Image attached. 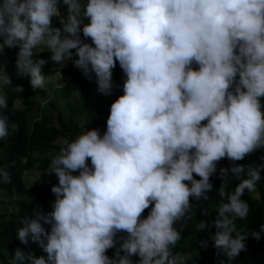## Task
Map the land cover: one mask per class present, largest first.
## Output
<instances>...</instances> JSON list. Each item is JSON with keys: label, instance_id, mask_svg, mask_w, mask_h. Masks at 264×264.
Returning a JSON list of instances; mask_svg holds the SVG:
<instances>
[{"label": "clouds", "instance_id": "9594fccd", "mask_svg": "<svg viewBox=\"0 0 264 264\" xmlns=\"http://www.w3.org/2000/svg\"><path fill=\"white\" fill-rule=\"evenodd\" d=\"M6 49H18L15 78L33 90L50 83L37 49L61 67L72 61L105 96L117 64L124 74L106 130L86 128L52 156L51 211L36 204L19 218L15 237L28 250L16 248L8 264H186L176 246L223 159L231 167L219 169L218 211L198 227L215 228L210 240L227 258L219 264H232L249 236L261 239L264 224L237 231L235 220L247 219L242 197L264 171L249 166L241 178L236 163L264 149V0H0V55ZM7 89L24 91L4 62L0 140L19 130L4 115ZM11 181L0 167V183Z\"/></svg>", "mask_w": 264, "mask_h": 264}, {"label": "trees", "instance_id": "16d2710c", "mask_svg": "<svg viewBox=\"0 0 264 264\" xmlns=\"http://www.w3.org/2000/svg\"><path fill=\"white\" fill-rule=\"evenodd\" d=\"M63 11V8L61 9ZM55 23V21H54ZM56 26H59L56 23ZM18 49L5 50L6 71L13 77V86H22V93L16 92L14 89H7L8 92V109L4 112L9 118V123L19 125V130L4 140H0V167H4L10 173L11 183H0V198L8 197L7 201L0 200V264H8L11 254L16 248H28L21 245L16 239V230L21 226L19 218L30 216L36 204H39L45 212L51 211V202L55 197L51 193V186H45L35 183L29 187L23 184L25 173L31 171L46 170L52 156L59 153L62 145L54 144L61 137L64 139H74L79 133L80 128L78 122L70 115L65 119L55 106L50 104V113H56V124L53 123L49 113H42L37 118H31L29 113L32 110V102L35 101L36 94L43 95V91L33 90L30 86L28 78H15V59ZM49 52H42L33 59H50ZM47 69V65L42 69ZM74 66L72 61L65 62L63 66V75L65 77V87L62 96L66 100L69 96L80 87L78 79L73 75ZM113 79H119V85L114 89L111 96L103 98L100 111H93L86 117V126L91 129L99 125L102 133L106 130V120L109 115L110 105L114 100L122 95V85L124 74L117 64L113 70ZM264 102V101H262ZM22 106L23 109L18 107ZM69 106V105H68ZM70 107V106H69ZM72 112V107L69 108ZM264 156V149L257 150L255 153L245 157L244 160L236 162L244 166L245 173L241 178H248L246 172L248 167H255L264 163L260 157ZM15 162L13 165L12 162ZM226 168L231 167V162ZM261 179L256 182V193L245 191L242 199L249 204L250 211L247 219L235 220L237 231L260 230V225L264 224V171L260 173ZM199 179V177H195ZM227 179L229 180V190H234L235 186L240 182L230 171ZM213 185V191L208 193V200H201L199 205L194 209V213L190 214L191 218L184 225L182 239L176 246V251L183 254L186 264H219L220 259H227L223 256H217L216 249L210 240V234L215 232V228H206L200 231L199 222L205 221L210 223L219 208L220 199L216 189L223 182L220 174H214L210 178ZM226 202V201H225ZM10 206L12 211L7 214V207ZM207 210L208 215L202 213ZM145 211L144 215H147ZM47 227V226H46ZM207 241V246L203 247L202 242ZM245 250L232 261V264H264V233L261 234L259 241L251 236L245 241ZM35 250V255H46L37 245H31ZM115 249H109L107 255L111 257ZM138 260V257H133Z\"/></svg>", "mask_w": 264, "mask_h": 264}, {"label": "rangeland", "instance_id": "374dc122", "mask_svg": "<svg viewBox=\"0 0 264 264\" xmlns=\"http://www.w3.org/2000/svg\"><path fill=\"white\" fill-rule=\"evenodd\" d=\"M37 51H46V49H37ZM41 54V53H40ZM39 55V54H38ZM34 56L33 58H35ZM5 62V52L3 55H0V63ZM47 69L43 70V74L50 75V83L46 85V87L42 90L45 94L39 95L36 94L34 99L35 101L32 102V110L29 115L31 118H37L38 115L42 113H49L52 117V121L56 124L57 115L56 113H50L49 105L54 103L56 108L60 110L63 117L67 119L70 115L78 122L80 133L84 131L86 128V117L90 115L93 111H100L101 110V103L103 98L108 97L105 95L100 94L97 91V85L95 83V78L93 77L92 80L86 79L83 77L81 72L77 70L75 67L73 69V75L78 79L80 83V87L75 90L68 99H64L62 96L63 88L65 87V77L62 73L63 67L60 64H57L51 59H49L46 63ZM115 85H119V79H113ZM115 87V88H117ZM114 88V89H115ZM70 107H69V106ZM72 107V112L69 108ZM19 109H23L22 106L18 107ZM94 128H101L99 125H96ZM79 133V134H80ZM102 133V131H101ZM65 139L59 137L54 144L62 145ZM229 165L227 159H223L219 162L217 166L216 174H220V168H226ZM23 184L25 187H29L35 183H39L45 186H52L58 183L57 178L54 174L48 175L46 174L45 170L41 171H31L25 173L23 177ZM1 201H7L8 197H1ZM7 207V214H9L12 209L10 206ZM185 259V258H184Z\"/></svg>", "mask_w": 264, "mask_h": 264}]
</instances>
